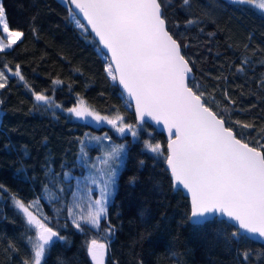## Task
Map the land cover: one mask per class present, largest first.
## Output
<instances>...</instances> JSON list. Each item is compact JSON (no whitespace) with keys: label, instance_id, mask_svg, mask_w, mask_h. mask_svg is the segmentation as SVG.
I'll return each instance as SVG.
<instances>
[{"label":"trees","instance_id":"trees-1","mask_svg":"<svg viewBox=\"0 0 264 264\" xmlns=\"http://www.w3.org/2000/svg\"><path fill=\"white\" fill-rule=\"evenodd\" d=\"M2 2L10 27L24 36L0 53V67L10 62L14 71L19 64L24 80L9 74L0 89V264H22L31 254L29 237L35 236L13 196L25 204L38 201L30 211L47 217L48 226L66 237L51 245L44 264H93L87 252L92 239L107 245L105 264H240L239 253L245 249L251 253L246 264H264V243L249 240L226 247L211 226L187 222L189 199L171 187L166 141L151 125L137 126L134 139L37 102L33 91L63 108L81 98L102 115L118 113L125 123L137 125L131 106L105 71L108 58L86 27L76 26L67 4ZM164 14L193 71L189 86L205 93L207 106L225 118L238 138L251 146L264 143V13L228 0H190V6L164 0ZM189 17L197 23L187 25ZM237 66L244 70L238 72ZM235 121L255 127L245 129ZM99 134L125 140L126 154L106 203V218L96 229L84 225L78 231L67 209L75 184L90 183L85 160L99 161L101 149L87 138ZM145 141L159 143L160 153L145 148ZM82 146L88 150L86 158L79 157ZM65 172L70 173L67 179Z\"/></svg>","mask_w":264,"mask_h":264},{"label":"snow or ice","instance_id":"snow-or-ice-1","mask_svg":"<svg viewBox=\"0 0 264 264\" xmlns=\"http://www.w3.org/2000/svg\"><path fill=\"white\" fill-rule=\"evenodd\" d=\"M65 3L83 14L100 44L110 54L111 61L105 71L113 81L118 80L135 102L137 122H143L147 117L157 125L162 124L167 131L165 161L172 178L171 187L186 191L190 198L187 222L196 227L211 226L226 247L254 238L264 239V143L255 141V146H250L249 142L237 138L234 130L226 126L225 118L207 106L205 93L189 86L192 69L182 54L181 45L167 28L164 0H65ZM181 3L190 6V0H181ZM229 3L264 11V0H229ZM69 12L71 14L73 9ZM196 23L194 18L186 19L187 25ZM77 24L79 26L80 22ZM23 36L22 30L10 27L6 8L0 0V53L13 49ZM9 64L4 63L0 70V89L8 83L9 73L24 80L20 65L17 64L13 71ZM243 70L242 66H237L238 72ZM32 95L37 102L48 104L50 101L43 93L33 91ZM225 98L228 99L227 93ZM67 112L80 120L90 118L96 124L106 123L119 134L129 132L134 139L138 137L137 125L125 124L118 113L111 117L101 115L86 106L83 100ZM235 123L245 129L255 127L241 121ZM91 139L110 141L111 137L105 134L103 138ZM80 143L84 145V140ZM144 146L153 153H160L159 143L145 141ZM125 152L126 145L120 143L102 153L99 158V164L104 166L101 180L93 178L90 181L99 189V195L93 199V189L88 188L86 211L79 202L68 206L69 217L78 231H83L84 225L99 227L101 218H106V203L112 195ZM87 156L88 150L82 146L79 157ZM84 166L101 171L95 161L85 160ZM69 175L63 173L65 179ZM44 187L49 189L48 184ZM12 199L35 231V236L29 237L31 254L22 264H44L51 245L57 240H66V237L48 226L47 217L41 214L38 218L30 211L38 201L25 204L15 196ZM74 207L80 211L74 212ZM9 247L15 251L12 245ZM106 248L107 245L97 239L87 244L93 264H104ZM239 255L240 264H246L251 253L245 249Z\"/></svg>","mask_w":264,"mask_h":264},{"label":"rangeland","instance_id":"rangeland-1","mask_svg":"<svg viewBox=\"0 0 264 264\" xmlns=\"http://www.w3.org/2000/svg\"><path fill=\"white\" fill-rule=\"evenodd\" d=\"M60 1H62L63 3H65V0H60ZM229 1V0H228ZM65 4H67V3H65ZM261 11V10H260ZM263 13H264V11H262ZM74 21H75V24H76V26L77 27H79L80 29H82L83 30V25H82V23L78 20V18L77 17H75V19H74ZM77 21H79L80 22V25L78 26V24H77ZM0 70H2V67H0ZM10 74V73H9ZM80 100H82L81 98H78L77 100H76V104H74V105H72V106H70V107H66V108H63L59 103H57V102H52V100L50 99V101H49V103L47 104L48 106H50V107H56V105H59L60 107H57L58 109H61L64 113H68L67 112V109L68 108H71V107H74V106H76L77 104H78V101H80ZM85 103V102H84ZM86 105V104H85ZM86 106H88V105H86ZM89 107V106H88ZM0 114H1V111H0ZM69 114V113H68ZM100 114V113H99ZM102 115V114H101ZM71 117L72 118H74V119H76L77 120V118L76 117H74V116H72L71 115ZM78 120H80V119H78ZM82 121H85V122H90V123H93L94 125H96V126H99L100 124H96L95 122H93V121H91V119L89 118V119H87V120H82ZM125 123V122H124ZM101 124H104V125H107V126H110V125H108V124H106V123H101ZM125 124H127V123H125ZM138 127H140V126H138ZM125 134H130V137L131 138H133L132 137V135H131V133H129V132H126ZM91 137H100V138H103L104 136L103 135H96V136H89L88 138H87V142H88V144L89 143H92V144H95V145H98L99 147H100V149H101V152H100V155L102 156V153L104 152V151H106V150H108L109 148H110V146L111 145H113V144H120V143H123L124 144V142H125V140H123V141H121V142H115V141H112V140H110V141H108V140H103V139H101L99 142H97V141H95V140H92L91 139ZM126 154V153H125ZM125 154L123 155V157H122V162H123V160H124V157H125ZM96 162V164H97V166L101 169V171L100 172H97L95 169H92V168H86V171H85V174H86V176L89 178V181H91V179H93V178H95V179H97L98 181H100L101 180V176L103 175V165H100L99 164V161H95ZM122 162H121V165H120V168H121V166H122ZM119 168V169H120ZM119 171V170H118ZM116 177H117V175H116ZM116 177H115V182H116ZM101 183H102V181H101ZM115 185V184H114ZM89 187H91L92 189H93V193H92V198L93 199H95L98 195H99V189L95 186V185H91L89 182H87V181H81L80 183H76L75 184V186H74V190H73V192H72V194H71V197H70V204H69V206L70 205H72V206H74L75 205V203H77V202H79V203H81L82 204V206H83V209L86 211V209H87V204H88V188ZM114 188H115V186H113V190H114ZM73 193H75V195H73ZM112 194H113V192H112ZM78 211H80V209H76L75 207H74V212H78ZM23 213V212H22ZM24 215V214H23ZM24 217H25V215H24ZM25 219H26V217H25ZM69 219L70 220H72V222H73V219L72 218H70L69 217ZM93 228V227H92ZM97 228V227H96ZM96 228H94V229H96Z\"/></svg>","mask_w":264,"mask_h":264},{"label":"water","instance_id":"water-1","mask_svg":"<svg viewBox=\"0 0 264 264\" xmlns=\"http://www.w3.org/2000/svg\"><path fill=\"white\" fill-rule=\"evenodd\" d=\"M67 6H69V8H72L73 9V13L75 15V17L78 18V20L82 23L83 27H86V29L88 30V32L91 34L92 37H94V39L97 41V44H98V47L102 50V52L105 54L106 58H108V63H110L111 61V56L110 54H107V50L103 48V45L100 44L99 42V38L95 35V33L92 31L91 29V25L88 24V21L84 18L83 14L82 13H79L78 10H75L74 9V6L71 5L70 3H67ZM171 34V33H170ZM112 67L114 68L115 65H112ZM189 67L191 68V66L189 65ZM193 71H191L190 73V79L193 78ZM116 84H117V87L118 89H120V92L122 94V97L124 100L127 101V103L131 106V110H133V114H134V121H136V124L137 126H142L143 123H148L149 125H151L156 131L160 132L163 134L164 138H165V141H166V146H165V149L167 151V144H168V139H169V136H168V133L166 130H164L163 128V125L160 124V125H157L154 121H152L150 118H145V121L143 122H137V119H136V111H135V102L133 100H131L130 97H128L127 93L123 90V87L119 84L118 80H116ZM238 138V137H237ZM251 146V145H250ZM166 162V161H165ZM165 166L167 168V164L165 163ZM167 171L168 173H170V170L167 168ZM171 176V175H170ZM172 179V178H171ZM182 193H184V195L189 199V204H190V198L187 196L186 194V191H183L182 190ZM251 240H255L257 242H260V243H264V239H260V238H254V239H251ZM105 259H106V254L104 253V264H105ZM93 262V261H92Z\"/></svg>","mask_w":264,"mask_h":264}]
</instances>
